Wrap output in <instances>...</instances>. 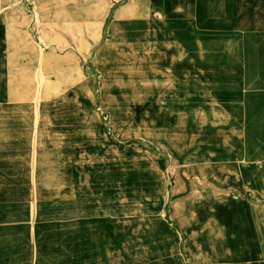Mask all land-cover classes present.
I'll return each mask as SVG.
<instances>
[{
	"label": "rangeland",
	"instance_id": "obj_1",
	"mask_svg": "<svg viewBox=\"0 0 264 264\" xmlns=\"http://www.w3.org/2000/svg\"><path fill=\"white\" fill-rule=\"evenodd\" d=\"M242 1L212 0L226 7L194 29L155 17L177 5L192 13V0H42L41 40L28 1L0 0V98L35 103L34 119L21 104L0 109V121L10 116L8 129L26 136L0 145V264H184L176 175L186 196L235 177L264 183V125L249 113L264 92V16L240 14ZM61 8L95 27L83 45L59 28ZM30 42L38 63L23 56ZM71 111L75 129L64 120ZM55 127L76 133V185L58 183V168L41 170L69 159L66 137L43 131Z\"/></svg>",
	"mask_w": 264,
	"mask_h": 264
},
{
	"label": "crops",
	"instance_id": "obj_2",
	"mask_svg": "<svg viewBox=\"0 0 264 264\" xmlns=\"http://www.w3.org/2000/svg\"><path fill=\"white\" fill-rule=\"evenodd\" d=\"M215 5L216 7L212 6V0H192V13H185L186 15L181 13L182 9L177 5L175 13L169 17H166L163 10L160 9V20L168 23H183L190 28L197 29L199 26L202 27L207 25V23H212L208 16H212L213 9L225 6L222 3ZM239 5L238 3L234 5L237 9V20L239 18ZM241 7L242 11L240 14L257 11L260 16H264L263 0H244V4L242 1ZM258 70V80L262 88H264V69L258 68ZM229 72L231 73L229 75L230 78L239 76L237 74L239 70L237 69H230ZM192 73L194 74L193 71ZM250 81L251 83L254 82L253 78ZM7 86L8 81L6 83V90L8 91ZM29 101L11 102L8 96L7 98L2 97L0 98V109L7 111L11 106L21 104L22 107H26L30 115L28 106L35 105V103H33V100ZM45 103L49 104V102ZM250 104V123L252 125H264V92L258 100L253 96ZM30 116L32 117V115ZM74 116V112L71 111L68 116L71 118L67 117L72 122L73 129L76 128ZM32 118L34 119V117ZM9 122L10 116L0 121V145H7L5 141L11 135L21 134V137H26L22 132L13 133L8 129ZM43 131L51 137H66L67 142L63 143V145L69 159L61 161L57 166L54 165L55 163L43 164L42 159L39 158L40 163H42L41 170L44 172L46 168H58L60 170L59 177L61 178L58 183L76 185L79 174L77 170L78 158H76L77 144L74 140L75 137L71 140L72 135L69 129H44ZM259 136L258 139L261 145L258 153L261 154V160L264 161V128ZM256 139L257 137L251 138V141L254 142ZM30 145L31 143L24 147L33 148ZM197 172L198 179L206 181L207 170L199 169ZM235 172L237 174L240 173L239 170ZM194 175L196 174L194 173ZM9 179L11 180L10 177ZM235 179L236 182H233V185L199 187L197 191L194 190V194L189 196H186L189 192L186 193L188 190L184 186L180 185L183 187L180 192H175L174 190V198L180 199L174 200L182 211L180 216H177L176 213V219L185 226L186 234L188 235V260L187 262L183 260L184 264H264V183L240 184L241 182L236 177ZM181 193L184 195V199L181 198ZM75 198H78V194L75 195Z\"/></svg>",
	"mask_w": 264,
	"mask_h": 264
},
{
	"label": "bare ground",
	"instance_id": "obj_3",
	"mask_svg": "<svg viewBox=\"0 0 264 264\" xmlns=\"http://www.w3.org/2000/svg\"><path fill=\"white\" fill-rule=\"evenodd\" d=\"M24 1L25 0H18L19 4H21L22 6L25 5ZM26 1H28V3L31 5V8L33 9L34 18H35V20L37 21V24H38L40 38H41V40H43V38L46 37V36L43 35L45 33L44 31L49 29V28H47L46 25H45V22L40 19L41 18V13L39 11V8L42 5L41 4L42 0H26ZM108 7H109L108 4H104V6H102L103 9L100 8L99 11L101 13L102 19L105 18V16L108 14ZM155 13H156L155 16H160L159 11H156ZM56 15H57V18L62 20L61 24L59 25V28H62L63 31H67L68 34L75 33L76 37H77L78 45H83L82 42L87 41L85 39V35H86L85 31L86 30L88 32H90V35H93L92 31L95 29V27L91 26L90 23H88V24L86 23L87 25H80L79 23H75V21L73 20V18L70 15V13L67 12L66 9L61 8L59 11H57L55 13V16ZM11 19L18 21L21 18H19V17H11ZM97 30H99V29H97ZM98 36H99V34L97 35V37L95 36L94 40H97ZM71 40L73 41L74 39L71 38ZM23 46L25 47L23 56H27L29 58V61H31V62H34V63L40 62L38 60V56L40 55V52L38 53L36 47L31 42L29 43V45L23 44ZM41 54H43V53H41ZM49 54H50V52H46L45 55L48 56ZM51 55H52V53H51ZM155 57H156V53L154 52L152 59H156ZM65 116L68 117V115H66V114H65ZM64 120H69V119L66 118ZM50 129H54V130H59L60 129V130H62L60 127L59 128L55 127V128H50ZM70 132H71V135H72L71 136L72 139L70 138L71 140H73L74 137L75 138L77 137L76 133L74 134L72 131H70ZM75 138H74V140H75ZM180 180H181L180 177L178 175H176V177H175V184L176 185L174 186L176 188L175 192H180L182 190L181 188H183V187L180 186ZM177 215L178 216L182 215V211L179 210L177 212Z\"/></svg>",
	"mask_w": 264,
	"mask_h": 264
}]
</instances>
